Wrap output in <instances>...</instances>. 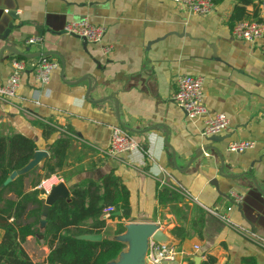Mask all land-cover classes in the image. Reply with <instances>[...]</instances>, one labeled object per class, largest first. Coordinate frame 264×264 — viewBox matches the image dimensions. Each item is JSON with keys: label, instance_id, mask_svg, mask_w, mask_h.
<instances>
[{"label": "crops", "instance_id": "1", "mask_svg": "<svg viewBox=\"0 0 264 264\" xmlns=\"http://www.w3.org/2000/svg\"><path fill=\"white\" fill-rule=\"evenodd\" d=\"M234 2L223 0L203 16L171 0H17L12 18V0H0V35L10 28L6 43L30 55L22 57L26 67L17 96L0 99V135L21 133L45 150L37 170L59 150L61 163L52 175L67 184L69 196L75 184L111 171L118 175L129 191L130 213L107 218L102 238L114 239L130 222L158 224L178 251L175 261L161 264H195L197 257L202 264L208 256L213 264H264V31L254 43L234 38L228 24ZM83 17L106 27L101 43L63 33L67 21ZM258 19L264 25L263 3ZM31 35H41L42 43L26 45ZM38 53L58 62L45 86L34 77ZM6 54L0 84L17 56ZM181 74L203 77L208 115L223 113L229 120L222 141L202 136L203 118H189L172 101ZM85 75L92 79L88 98L87 80L70 83ZM112 125L131 133L140 148L106 156ZM238 139L255 145L243 153L228 151V142ZM162 187L177 192L178 201L159 203ZM231 191L242 195L228 212L239 230L204 208L224 212L232 206ZM38 226L23 247L40 262L49 248L44 224ZM175 227L182 237L172 233Z\"/></svg>", "mask_w": 264, "mask_h": 264}, {"label": "trees", "instance_id": "2", "mask_svg": "<svg viewBox=\"0 0 264 264\" xmlns=\"http://www.w3.org/2000/svg\"><path fill=\"white\" fill-rule=\"evenodd\" d=\"M220 5L223 0H213ZM264 0H235L228 18L230 27L236 21L258 19V7ZM251 6L250 11L247 7ZM17 58H22L16 56ZM42 129L50 127L39 123ZM59 143V142H58ZM37 150L36 142L21 133L10 136L0 135V264H106L116 259L125 244L107 237L100 241L78 239L82 234L102 233L106 227L103 210L113 207V213L129 208V191L123 180L113 171L100 180H88L84 184L71 187L68 198L57 199L42 217V190L37 188L41 180L55 173L61 163L59 150L53 149L41 170L13 178L3 186L10 174L23 167ZM55 159V160H54ZM27 185L30 191H25ZM180 195L162 187L157 192L159 203L177 200ZM41 220L45 221L42 235L49 253L43 261H33L23 247L28 236L39 231ZM118 229V233L123 231ZM200 232V231H198ZM172 233L182 237L184 231L175 227ZM243 262H251L246 258ZM214 258L208 256L202 264H213ZM253 263V261L251 262Z\"/></svg>", "mask_w": 264, "mask_h": 264}, {"label": "built area", "instance_id": "3", "mask_svg": "<svg viewBox=\"0 0 264 264\" xmlns=\"http://www.w3.org/2000/svg\"><path fill=\"white\" fill-rule=\"evenodd\" d=\"M172 2L183 6L189 13L196 15H210L216 7L213 0H171ZM264 4V3H263ZM264 25L257 20L244 19L236 21L231 27L232 36L239 40H245L250 43L256 42L263 34ZM106 27L102 24H95L87 17L80 19H71L63 26V33L69 36H76L90 44H98L103 41ZM43 37L41 35L28 36L24 43L26 45L41 44ZM112 47L104 46V52L109 53ZM26 67V62L22 58L13 57L10 61V73L3 84H0V99L7 100L17 96L20 85V76ZM58 68V62L46 55L38 57L34 65V77L40 86L49 83L52 72ZM175 88L172 94V101L181 108L191 119L203 118V127L201 134L204 137L220 135L229 125L228 118L223 113H217L213 116L208 115L204 103V79L200 76L190 74H181L175 77ZM255 145L251 139H238L229 141L226 149L233 153H243ZM140 148L136 138L120 125L110 126L109 141L106 148L102 151L108 157H117L120 154L127 153ZM62 182L59 176H49L40 181L37 185L42 190L41 197H45L51 188ZM184 193V192H183ZM186 195H188L185 192ZM230 198L232 206H228L224 212L217 209L204 207L209 213L218 217L225 224L238 229V226L230 219L228 212L242 201V195L231 191ZM196 201V198L193 199ZM114 211L113 207H107L103 210L104 217L108 218ZM195 248H198L195 246ZM178 251L172 247H166L163 244L149 241L146 252V258L150 264H161L163 261H175Z\"/></svg>", "mask_w": 264, "mask_h": 264}, {"label": "water", "instance_id": "4", "mask_svg": "<svg viewBox=\"0 0 264 264\" xmlns=\"http://www.w3.org/2000/svg\"><path fill=\"white\" fill-rule=\"evenodd\" d=\"M14 7L11 10H8L7 13L10 17L16 18V9H17V0H12ZM5 5H2L4 8ZM10 28L6 29L3 34L0 35V42L3 43L0 46V61H3L8 55L6 53H12L17 56L28 58L29 54L23 53L13 46L6 43ZM44 54L38 53L36 56H41ZM64 70V66L62 63V72ZM82 80H87L89 83V87L86 91V98H88V94L92 89L91 85V77L88 75L83 76L77 81L70 82L71 84H77ZM210 141L219 142L223 140V136L220 135H212L206 137ZM208 148V147H207ZM212 149L219 152L218 148L211 147ZM206 150L203 149L202 152ZM47 152L42 149H37L32 158L21 168L14 170L10 176H8L3 182V186L9 183L13 178L19 175H24L34 169L37 166H41L43 164L44 159L47 157ZM192 161V160H191ZM222 173V169L220 171ZM215 184V183H214ZM217 186V185H215ZM69 191L67 184L65 182H60L54 185L50 192L42 197V217L47 215V212L50 206L59 198H68ZM130 211L128 209L118 210L113 213L115 216L119 215H127ZM42 224H45L44 220H41ZM125 231L121 234L117 235L114 240H118L125 244V248L120 251L116 259L107 262L106 264H149L148 259L146 258V252L149 246V241L152 240L156 243L163 244L166 247H171L174 243L173 237L170 236L166 230H163L159 227L158 224L148 223V222H130L124 225ZM78 239L88 240V241H100L102 239V233H92V234H82L76 236ZM195 264H199L200 258L197 257L194 259Z\"/></svg>", "mask_w": 264, "mask_h": 264}]
</instances>
